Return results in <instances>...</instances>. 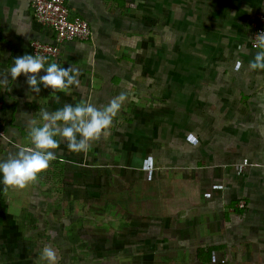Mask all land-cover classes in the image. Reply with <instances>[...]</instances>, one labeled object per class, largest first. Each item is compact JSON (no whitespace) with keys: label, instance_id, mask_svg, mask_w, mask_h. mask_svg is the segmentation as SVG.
<instances>
[{"label":"crops","instance_id":"crops-1","mask_svg":"<svg viewBox=\"0 0 264 264\" xmlns=\"http://www.w3.org/2000/svg\"><path fill=\"white\" fill-rule=\"evenodd\" d=\"M64 1L71 15H80L90 23L92 36L86 42L65 44L57 59H46L45 67L55 62L61 67L77 69L79 85L74 86L70 94H52L51 89L40 85L41 92L36 95L30 91L26 77L21 75L15 80L10 76V69L15 58L34 55V42L50 43L55 35L35 20L29 0H0V100L4 104L1 115L7 137L0 138V161L19 148L30 146L28 122L40 119L41 108L55 111L64 104L75 105L89 99L90 60L81 57L85 53L84 45L116 42L129 45L133 39H136L135 45H143L146 40V45L159 42L158 45L172 50L173 54H177L182 45H194L195 62L208 70L186 77L179 73V77L173 79L167 76L162 82L168 83L165 88L168 86L169 90L175 87L173 97H168L173 113L185 112L188 107L185 101L193 102L190 112L197 122L177 125L184 130L178 139L185 143V133L191 129L197 144L191 149L180 141L181 145L173 152L177 140L174 127L172 135L168 136L172 149H164L161 160L173 169L183 170L185 163L186 167H192L195 181L201 187L197 232L200 246L196 249V263L206 264L198 256L199 249L211 247L216 250L212 251L209 264H264V71H251L248 67L258 50L251 46L250 37L256 17L264 14V0ZM108 62L123 76L109 79L104 75V83L97 87L101 103L116 87L122 92V83H135L123 68L113 65L112 59ZM105 64L108 63L100 65L104 68ZM60 157L66 159V165L73 157L63 142L56 150L54 161ZM81 161L84 160L81 158ZM50 170L51 167L36 183L23 190L5 191L0 182V225L10 228L20 224L9 211L19 208L15 203L19 204L21 194L27 189L30 188L31 193L45 181L51 182L50 186L54 181L57 183L54 179L58 174L53 176ZM46 175L49 177L44 181ZM174 190L180 192V199L175 203H183H180L182 210L191 208L186 191L181 192L177 187ZM242 201L245 208L239 207ZM5 236H8L7 242L11 241L10 235L4 234H0V241ZM0 247V264H27L28 261L23 260L25 251L5 253V246Z\"/></svg>","mask_w":264,"mask_h":264},{"label":"rangeland","instance_id":"rangeland-1","mask_svg":"<svg viewBox=\"0 0 264 264\" xmlns=\"http://www.w3.org/2000/svg\"><path fill=\"white\" fill-rule=\"evenodd\" d=\"M135 40L129 45H84L81 57L90 60L89 102L103 107L122 92L128 99L108 135L95 142L87 154L73 153L68 166L64 157L51 162L49 172L58 174L57 183L50 186L46 175L45 184L21 194L19 204L15 203L19 208L9 211L20 224L10 228L0 225V234L11 238L9 242L8 236L1 238L4 252L25 251L27 264H40L45 246L57 250L59 264H197L201 187L192 167L185 163L183 170L173 169L161 160L164 149H172L168 136L174 127L178 143L176 140L172 151L180 141L193 148L188 135L194 131L185 133V144L178 139L184 131L179 127L194 125L197 119L190 112L191 100L185 101V112L173 113L168 100L175 87L169 90L162 81L167 76L177 78L179 73L193 76L208 68L195 62L194 45H182L173 54L159 42L146 45L144 40L143 45H135ZM109 59L135 83H122V92L116 87L101 103L97 87L104 83V75L109 79L123 76L114 71ZM106 62L102 68L100 64ZM81 158L84 161L80 162ZM175 187L186 191L191 208L182 210L181 202L171 208L172 201L180 199ZM140 194L145 200L136 202Z\"/></svg>","mask_w":264,"mask_h":264},{"label":"clouds","instance_id":"clouds-1","mask_svg":"<svg viewBox=\"0 0 264 264\" xmlns=\"http://www.w3.org/2000/svg\"><path fill=\"white\" fill-rule=\"evenodd\" d=\"M253 46L258 49L253 60L249 62L251 71H264V32L256 35ZM42 55H24L14 59L10 76L16 80L21 75L26 77L30 91L36 95L41 92L40 85L51 89L52 94L62 92L70 94L74 86L79 85V71L71 66L61 67L53 62L48 64ZM239 67V62H237ZM43 75H40L41 73ZM57 101L59 97L57 96ZM128 96L121 93L112 98L107 105L97 107L83 101L64 104L55 111L39 110L40 119L28 122V142L30 146L19 148L6 160L0 161V177L5 191L23 190L36 183L56 160V150L63 142L70 152L80 154L87 152L95 142L106 137L113 127L114 118L123 108ZM188 140L194 146L197 138L189 133ZM40 264H59L56 249L45 246L39 256Z\"/></svg>","mask_w":264,"mask_h":264},{"label":"built area","instance_id":"built-area-1","mask_svg":"<svg viewBox=\"0 0 264 264\" xmlns=\"http://www.w3.org/2000/svg\"><path fill=\"white\" fill-rule=\"evenodd\" d=\"M35 20L55 35L53 42L36 41L32 44L33 54L42 55L46 59H57L61 55V48L72 42H86L91 39L90 23L80 15H71L64 0H29ZM264 32V14H259L253 26L250 44L253 48L257 34ZM256 49V48H255ZM4 104L0 100V138L6 139L5 124L2 118ZM245 208V202L239 204Z\"/></svg>","mask_w":264,"mask_h":264},{"label":"trees","instance_id":"trees-1","mask_svg":"<svg viewBox=\"0 0 264 264\" xmlns=\"http://www.w3.org/2000/svg\"><path fill=\"white\" fill-rule=\"evenodd\" d=\"M59 164V163H58ZM65 166V165H64ZM66 167V166H65ZM62 171V170H61ZM141 196V197H140ZM140 196H136L135 197V201H139V202H143L145 200V197H142L143 195L140 194ZM147 200V199H146ZM175 203V201H172V205ZM146 205L149 206V203L146 202ZM133 213L137 214L135 212V210H132ZM140 212V211H139ZM148 212V211H147ZM152 215H154V213L152 212L151 213ZM151 214H147V216H150ZM213 250H216V248H211V247H208L206 250H201L199 249V257H200V260L204 261L206 264H209L210 261H211V254H212V251Z\"/></svg>","mask_w":264,"mask_h":264}]
</instances>
